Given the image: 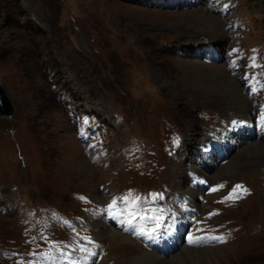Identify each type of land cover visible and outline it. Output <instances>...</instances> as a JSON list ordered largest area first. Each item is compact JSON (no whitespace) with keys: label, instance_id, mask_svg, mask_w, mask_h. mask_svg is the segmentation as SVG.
<instances>
[{"label":"rangeland","instance_id":"374dc122","mask_svg":"<svg viewBox=\"0 0 264 264\" xmlns=\"http://www.w3.org/2000/svg\"><path fill=\"white\" fill-rule=\"evenodd\" d=\"M213 42L218 63L204 52ZM254 46L264 58V0H0V81L15 109L0 118V264H264V155L242 153L264 145L249 114L264 93ZM243 118L251 141L228 126ZM206 149L226 157L211 164ZM235 181L251 191L226 200L236 186L223 185L222 204L220 192L198 201V186ZM162 188L158 229L135 193ZM190 200L221 210L203 237L231 238L175 243ZM184 248L210 251L172 259Z\"/></svg>","mask_w":264,"mask_h":264},{"label":"bare ground","instance_id":"6f19581e","mask_svg":"<svg viewBox=\"0 0 264 264\" xmlns=\"http://www.w3.org/2000/svg\"><path fill=\"white\" fill-rule=\"evenodd\" d=\"M201 15H203V16H201ZM203 17V18H201V17ZM196 18V20H202L203 21V23H204V25L206 26V28H208L209 30L210 29H212L213 28V24H215L216 22H215V20H213V18L210 16V15H206V14H204L203 12L201 13L200 12V14H199V16H196L195 17ZM221 77V76H220ZM223 77V76H222ZM221 80V79H220ZM231 81V80H230ZM218 82V81H217ZM219 83V82H218ZM227 86V85H226ZM236 87V85H235V83H234V81H232L231 82V86H230V91L232 92V94H233V98H236V96H239L238 95V89L237 88H235ZM222 88V87H221ZM229 88V87H228ZM229 92V91H228ZM226 93V92H225ZM240 93V92H239ZM237 99V98H236ZM239 104H240V102H239ZM247 105V104H246ZM238 107V106H237ZM245 107V106H244ZM241 108V107H240ZM243 151H242V153H244V155H245V159H247L248 158V156L249 157H254L253 159L254 160H258V159H260L263 155H264V145H262V144H260V143H252V145H250L249 147H246V148H244V149H242ZM232 163V161L229 163V165L227 166V167H224V168H229L230 167V164ZM233 164V163H232ZM236 164V163H235ZM238 164V163H237ZM232 169L234 170V167L232 168V167H230V170L228 171V172H231L232 171ZM235 169H236V167H235ZM189 190V189H188ZM189 195H191V194H189ZM191 197V196H190ZM193 203V202H192ZM96 226V225H95ZM98 226V225H97ZM99 228V227H98ZM100 229V228H99ZM101 230V229H100ZM102 232V231H101ZM114 232V231H113ZM99 233V232H98ZM120 233V232H119ZM109 235V234H108ZM116 235H117V233H116ZM122 236V235H121ZM117 237H119V236H117ZM103 238V237H102ZM115 239V238H114ZM116 240V239H115ZM122 240V239H121ZM117 241V240H116ZM115 241V242H116ZM127 242V241H126ZM125 243V242H124ZM206 251H210V249H208V248H206V249H203V250H201V251H196V250H191V249H189V248H184L180 253H178V254H176V255H174V257H172V259H176V258H178V259H182V257H189V258H194V257H197L198 258V256H197V253H199V252H206ZM145 253V252H144ZM146 254V253H145ZM138 256V255H137ZM141 256H143V255H141ZM149 256V255H148ZM133 257V256H132ZM127 259H129V258H127ZM124 260V259H123ZM128 261H130V260H128ZM156 261H158L157 259H156ZM160 262V261H159ZM158 263V262H157ZM117 264V263H116ZM131 264H153V261H152V258H148V257H143V258H134L133 260L131 259Z\"/></svg>","mask_w":264,"mask_h":264},{"label":"water","instance_id":"95a60500","mask_svg":"<svg viewBox=\"0 0 264 264\" xmlns=\"http://www.w3.org/2000/svg\"><path fill=\"white\" fill-rule=\"evenodd\" d=\"M15 109L6 93V90L0 81V118H10Z\"/></svg>","mask_w":264,"mask_h":264},{"label":"snow or ice","instance_id":"6c2138e0","mask_svg":"<svg viewBox=\"0 0 264 264\" xmlns=\"http://www.w3.org/2000/svg\"><path fill=\"white\" fill-rule=\"evenodd\" d=\"M241 188H242V186L237 185V186L233 189V192L230 193L229 196L226 197L225 199H226V200H228V199H233L234 196H235L236 190H237V189H241ZM213 191H216V189H213ZM245 191H246V190H245ZM210 215H212V214H210ZM142 218H143V217H142ZM151 219L156 220L157 223H158V218H156V217H152ZM129 222H131V221H129ZM197 239H201V240H202V239H211V240H218V241H220V240H223L224 238H223V237H218V236L207 237V238H205V237H201V238H191V237H190V241L193 242V243L197 242Z\"/></svg>","mask_w":264,"mask_h":264}]
</instances>
